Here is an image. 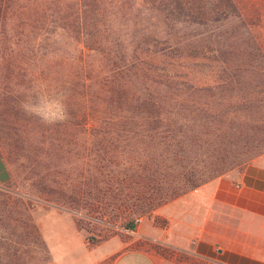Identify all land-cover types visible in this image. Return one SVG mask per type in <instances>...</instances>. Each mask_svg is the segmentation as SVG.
Here are the masks:
<instances>
[{
  "label": "trees",
  "instance_id": "obj_1",
  "mask_svg": "<svg viewBox=\"0 0 264 264\" xmlns=\"http://www.w3.org/2000/svg\"><path fill=\"white\" fill-rule=\"evenodd\" d=\"M3 1L0 0V120L7 124L24 157L25 153L35 157L44 148V155L50 159L45 177L36 168L41 161L28 160L24 191H8L5 187L0 225L7 229L8 236L3 244L14 250L18 245L36 246L42 249V259L48 261L45 243L29 214L31 200L71 208L84 192L79 188L81 181L111 184L122 167H131L139 172L137 176L149 172L158 177L155 180L168 182L159 191L144 196L147 191L142 193L148 209L210 177L207 168L195 169L202 154H190L186 168L184 163L188 160H182L187 150L199 146L200 127L211 121L208 100L212 101L216 92L228 89V84L254 78L255 74L249 75L246 67H239L244 59L232 67L226 59L213 56L223 45L232 47L231 41L226 44L225 38L215 40L209 56L199 54L197 49L184 54L220 61L225 65L220 66L218 73L214 75L209 70L207 80L185 79L187 83L182 79L157 93L154 87L160 82L155 76L159 72L147 60L149 52H155L148 42L131 45L116 38L107 45L106 38H100L112 24L119 27L121 19L135 17L136 3L148 6L149 0H7L6 5ZM237 2L160 0L159 4L160 11L175 20L221 25L224 20L237 17L241 25L248 27L251 20L247 10ZM19 24L25 26L23 37L12 38V29ZM72 31L74 35L69 34ZM62 32L71 38H58ZM106 45L108 49H104ZM126 47L130 48L129 53ZM135 51L143 52V56ZM113 52L114 59L110 57ZM30 62L40 68L43 88L55 94L59 113L62 108L67 110V118L60 123L45 125L27 110L28 104L20 92L26 79L25 70L21 69L22 64ZM200 94L204 95L202 102L198 100ZM41 137L49 144L42 146ZM44 160L43 157V163ZM128 225L133 227L132 222Z\"/></svg>",
  "mask_w": 264,
  "mask_h": 264
},
{
  "label": "rangeland",
  "instance_id": "obj_2",
  "mask_svg": "<svg viewBox=\"0 0 264 264\" xmlns=\"http://www.w3.org/2000/svg\"><path fill=\"white\" fill-rule=\"evenodd\" d=\"M159 2L160 0H149L148 6H138L139 3H136L135 17L129 15L128 19H121L119 27L112 24L108 33L103 32L100 37L106 38L107 45L114 43L116 38L131 45H139L143 40L148 42V46L155 52L151 51L149 57L145 56L159 72L155 78L160 84L157 83L154 87L155 92H161L160 88L172 87L182 79L184 82L207 80L210 77L209 70L211 74L218 73L220 66L225 65L220 61L205 59L201 55H184L197 49L196 52L209 56L212 51L209 48L218 38H225L226 44L231 41L232 47L223 45L219 51L214 50L213 56L226 59L232 67L236 62L235 66L238 65V60L244 59L239 67H246L249 75L255 74L253 79L245 83L228 84V89L216 92L213 100H208L211 108L207 112L211 115V121L200 127V144L186 151V157L182 161H188L185 162L187 164L184 163V167H189L190 154H202L195 169L207 168V174L210 175L208 180L229 171L238 174L246 163L253 160L264 161V0H238L237 5L246 8L249 21L251 20L248 27L241 25L237 17L228 18L219 26L175 20L160 11ZM2 4L6 5L8 1L4 0ZM12 31V38H22L23 31L26 30L25 26L19 24ZM71 33L73 31L69 34ZM69 34L62 32L58 38H71ZM250 38L257 39L253 41ZM107 45L104 49H108ZM129 49L126 47L127 52ZM135 52L143 56V52ZM110 57L114 59V52ZM22 67L26 79L20 84V92L28 104L27 110L33 111L45 125H53L51 122L58 121L61 116L55 94L40 84V68L32 62L22 64ZM2 85L0 81V86ZM161 85L164 87H160ZM203 98L204 95L200 94L198 100L202 102ZM39 139L42 146L49 144L48 138V141L42 137ZM55 148L52 150L55 151ZM44 150L46 151L44 148L38 150L42 153L35 157L25 153V158L13 136L9 134L7 124L0 120V154L9 173L6 182L0 183V213L4 204L5 187L8 191H24L28 160L36 158L38 163L41 161L36 168L42 177L46 176L50 159L44 155ZM53 152H50V158ZM43 157L48 159L46 163L45 160L43 163ZM138 174L131 167H122L114 174L111 184H103L100 180L96 185L81 181L79 188L84 192L78 201L71 204V208L31 200L29 214L45 243L48 261L42 259V249L36 246L18 245L16 250L7 247L3 244L8 236L7 229L0 225V264H111L120 250L141 246L154 247L167 255L174 251L178 259L192 264H216L138 237L142 225L148 222L162 225L164 222L155 213V209L164 202L148 209L144 197H141L142 193L147 191L142 195L144 196L168 185L161 178L155 180L158 177L149 172L140 176ZM94 206L97 209L94 210ZM138 216L141 221L129 228L128 224ZM26 247L28 250H24ZM11 254L16 257L10 258Z\"/></svg>",
  "mask_w": 264,
  "mask_h": 264
},
{
  "label": "crops",
  "instance_id": "obj_3",
  "mask_svg": "<svg viewBox=\"0 0 264 264\" xmlns=\"http://www.w3.org/2000/svg\"><path fill=\"white\" fill-rule=\"evenodd\" d=\"M0 156V183L8 179ZM140 238L170 246L216 264H264V161L246 163L240 173L212 177L162 203ZM111 264H192L154 247L122 249Z\"/></svg>",
  "mask_w": 264,
  "mask_h": 264
},
{
  "label": "clouds",
  "instance_id": "obj_4",
  "mask_svg": "<svg viewBox=\"0 0 264 264\" xmlns=\"http://www.w3.org/2000/svg\"><path fill=\"white\" fill-rule=\"evenodd\" d=\"M66 118H67V110H66V108H62V114L59 117L58 121H53V122H60V121H63L64 119H66Z\"/></svg>",
  "mask_w": 264,
  "mask_h": 264
},
{
  "label": "built area",
  "instance_id": "obj_5",
  "mask_svg": "<svg viewBox=\"0 0 264 264\" xmlns=\"http://www.w3.org/2000/svg\"><path fill=\"white\" fill-rule=\"evenodd\" d=\"M141 221V217H135L134 219H133V222H132V224H133V227H135L139 222Z\"/></svg>",
  "mask_w": 264,
  "mask_h": 264
}]
</instances>
